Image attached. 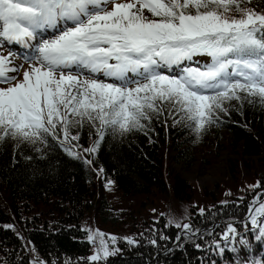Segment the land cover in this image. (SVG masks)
I'll use <instances>...</instances> for the list:
<instances>
[{
  "label": "snow or ice",
  "instance_id": "snow-or-ice-1",
  "mask_svg": "<svg viewBox=\"0 0 264 264\" xmlns=\"http://www.w3.org/2000/svg\"><path fill=\"white\" fill-rule=\"evenodd\" d=\"M0 41L30 49L22 78L15 53L0 55V142L46 144L62 133L65 151L79 158L72 144L79 135L71 129L84 123L98 136L84 151L95 153L108 130L144 129V121L165 112L179 115L175 122L199 135L232 101L264 104V3L259 0H0ZM261 185L249 186L255 194L244 224L247 231H258L257 241L264 238V192L255 191ZM175 227L188 235L200 231L189 223ZM86 231L96 247L81 258L85 264H102L118 251L109 243L115 244L116 236ZM223 239L234 242L231 251L237 254L251 246L232 223ZM213 243L220 252L228 247ZM31 264L56 261L37 256ZM240 264H264V259Z\"/></svg>",
  "mask_w": 264,
  "mask_h": 264
},
{
  "label": "trees",
  "instance_id": "trees-1",
  "mask_svg": "<svg viewBox=\"0 0 264 264\" xmlns=\"http://www.w3.org/2000/svg\"><path fill=\"white\" fill-rule=\"evenodd\" d=\"M226 107L199 135L176 123L179 115L165 112L151 123L144 121V129L123 134L108 130L95 153L84 151L98 139L95 128L84 123L71 129L79 135L72 142L79 158L65 151L62 133L59 140L48 137L46 144L10 138L0 142V264H31L37 256L56 264L66 259L85 264L81 258L96 247L87 240L86 229L117 237L115 244L109 243L118 251L102 264H240L242 259H264V238L257 241L258 231L244 227L255 194L249 186L262 182L255 191L264 192V104L253 99ZM199 145L211 146L215 154L222 147L231 153L221 178L209 187L182 177L163 153L167 147L171 161L188 170ZM175 223H189L200 231L188 235ZM229 223L246 235L251 245L247 253L231 251L234 242L223 239ZM214 240L228 247L220 252Z\"/></svg>",
  "mask_w": 264,
  "mask_h": 264
},
{
  "label": "rangeland",
  "instance_id": "rangeland-1",
  "mask_svg": "<svg viewBox=\"0 0 264 264\" xmlns=\"http://www.w3.org/2000/svg\"><path fill=\"white\" fill-rule=\"evenodd\" d=\"M9 52L15 53V56L13 57V63L15 65L23 66L20 69L19 74L20 78H22L23 70L28 67L29 63L26 59H24V55L26 53H30V49L25 48L24 46L22 48H19L15 46L14 43L10 44L8 42L0 41V55L7 56ZM213 152L214 151H212L211 146H196L195 153L197 159L188 170H183L180 165H176L171 161L172 153L170 152V150L167 147L163 148V153L166 157L167 162L171 164L175 169H178L182 177L194 183H199L208 187L210 186V183L221 178L228 158L231 157V153H229L227 148L225 147L218 149V154L216 153L217 155Z\"/></svg>",
  "mask_w": 264,
  "mask_h": 264
},
{
  "label": "bare ground",
  "instance_id": "bare-ground-1",
  "mask_svg": "<svg viewBox=\"0 0 264 264\" xmlns=\"http://www.w3.org/2000/svg\"><path fill=\"white\" fill-rule=\"evenodd\" d=\"M15 44V46H17V47H19V48H22L23 46L22 45H20V44H18V43H14ZM14 46V45H13Z\"/></svg>",
  "mask_w": 264,
  "mask_h": 264
}]
</instances>
